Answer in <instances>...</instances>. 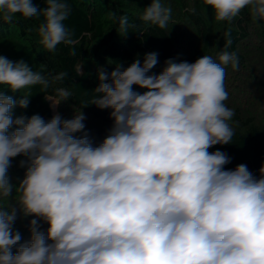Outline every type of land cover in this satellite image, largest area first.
<instances>
[{
	"label": "clouds",
	"instance_id": "1",
	"mask_svg": "<svg viewBox=\"0 0 264 264\" xmlns=\"http://www.w3.org/2000/svg\"><path fill=\"white\" fill-rule=\"evenodd\" d=\"M45 3L41 10L32 0H0V19L42 13L40 43L54 52L74 42L64 24L71 8L66 0ZM203 3L217 21L230 22L246 7L254 21L264 20V0ZM171 15V7L151 0L141 19L165 29ZM119 27L128 33L127 17ZM225 36L218 62L209 55L194 63L168 59L150 74L158 54L148 53L123 70L98 69L90 104L111 109L113 120L99 145L85 132L81 111L47 122L38 114L14 119L13 109L27 108L30 95L15 100L0 92V264H264V166L259 177L245 164L225 170L231 157L208 151L234 136L225 68L237 70L239 57L226 50L232 41ZM49 83L24 60L0 56V85L11 92ZM57 93L62 101L71 95ZM17 156L27 158L20 161L26 171L14 186L8 169ZM18 212L35 218L30 241L13 254L21 240Z\"/></svg>",
	"mask_w": 264,
	"mask_h": 264
},
{
	"label": "trees",
	"instance_id": "2",
	"mask_svg": "<svg viewBox=\"0 0 264 264\" xmlns=\"http://www.w3.org/2000/svg\"><path fill=\"white\" fill-rule=\"evenodd\" d=\"M39 9L46 7L45 0H32ZM71 8L65 27L72 33V44L61 43L54 52H48L40 43L38 27L44 22L41 13L32 18L17 15L11 23L0 19V56L15 62L24 60L33 71L40 72L50 83L47 89L40 85L30 86L19 92H11L6 85H0V92L19 100L22 96L30 95L29 105L22 109H13V118L19 116H41L46 122L51 116L49 99L61 100L57 89L63 88L70 92L64 102L75 111H81L86 117L101 124L113 123L110 117L111 109H99L90 104L98 94L94 89L99 85L98 69L111 73L117 65L121 69L128 67L135 59L143 58L148 53L158 54V63L151 69L150 74H159L165 67V61L175 59L176 62L187 61L194 63L203 55L212 56L218 62V54L225 50V43L230 32L231 45L226 49L236 52L239 62L242 56L238 45L248 36L251 25H256L264 37V20L254 21L249 9L241 10L238 16L229 21H217L219 32L215 42L211 45L210 34L204 29L203 19L192 11H185L186 17L197 26L199 31L200 49L195 53L186 54L175 49L176 37L169 34V29H161L151 22L141 19L144 9L151 4V0H66ZM181 7L184 0H179ZM195 10L204 13L212 20L215 13L203 0H192ZM127 17L128 33L123 35L119 27V18ZM94 43L92 55L86 57L89 44ZM81 67V70H78ZM66 73L62 81L51 78ZM105 82H110L105 81ZM139 93L146 91L133 86ZM234 136L232 143L217 144L208 151H223L231 157V162L225 165V170L235 169L237 165L245 164L248 169L259 177V169L264 166V125L254 124L250 119L238 122L232 119ZM13 126L10 131L14 130ZM21 240L13 246L15 254L20 245L29 242L26 231H21Z\"/></svg>",
	"mask_w": 264,
	"mask_h": 264
},
{
	"label": "rangeland",
	"instance_id": "3",
	"mask_svg": "<svg viewBox=\"0 0 264 264\" xmlns=\"http://www.w3.org/2000/svg\"><path fill=\"white\" fill-rule=\"evenodd\" d=\"M161 2L164 6L171 7L172 9L171 19L166 29H169V34L177 39L175 41V49L186 54H192L201 47L197 26L186 17V10L194 12L203 19L204 29L210 34L209 41L211 45L215 42L216 35L219 32L217 20H212L204 13L196 11L192 5V0H184V7H181L179 0H161ZM238 47L239 53L242 56L238 69L233 70L231 65L225 68V87L229 95L224 103L229 109L233 110L234 116L232 119L234 118L238 122L250 119L254 124L264 125V37L258 31L256 25H251L248 36ZM93 48L94 43L89 44L86 57L92 55ZM78 70L80 71L81 67H78ZM49 104L52 117L55 114H59L62 119H71L74 115L79 114V111H75L61 100L50 98ZM53 105L56 106L53 107ZM232 119L229 121L231 126ZM84 124L85 132L88 133L93 144L99 145L107 136L113 123L103 125L96 120L86 117ZM75 135L79 137L82 133ZM26 159L24 156H17L11 160L8 177L10 183L14 186H18L19 182L24 178L26 165L21 167L20 161ZM34 218L33 216L24 217L22 213L18 212L14 225L15 230L29 233V240L31 239L29 222ZM39 223L40 230L46 231L48 225L43 221Z\"/></svg>",
	"mask_w": 264,
	"mask_h": 264
}]
</instances>
